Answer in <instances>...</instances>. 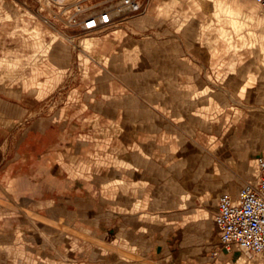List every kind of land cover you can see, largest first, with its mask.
<instances>
[{
  "label": "crops",
  "instance_id": "0c3cea01",
  "mask_svg": "<svg viewBox=\"0 0 264 264\" xmlns=\"http://www.w3.org/2000/svg\"><path fill=\"white\" fill-rule=\"evenodd\" d=\"M141 3L89 32L90 71L54 108L68 65L0 71V264H264L221 247L216 223L220 194L248 181L234 97L250 101L257 71H218L209 34L179 24L192 5Z\"/></svg>",
  "mask_w": 264,
  "mask_h": 264
},
{
  "label": "rangeland",
  "instance_id": "374dc122",
  "mask_svg": "<svg viewBox=\"0 0 264 264\" xmlns=\"http://www.w3.org/2000/svg\"><path fill=\"white\" fill-rule=\"evenodd\" d=\"M72 1L58 0L59 3H52L30 0L33 10L23 14V11H19L21 6H16V0H0V71H56L57 61L68 65V77L58 93L51 97L49 104L53 108L57 106V100L63 94L67 95L70 87L82 77L83 71H90L92 65L87 52L92 45L89 31H76L74 35L79 36L76 41L74 35H63L53 28V20L59 26H70L67 14L72 10L66 14L63 12L72 6ZM95 1L84 0L79 6L84 7ZM170 3L192 5V11H185L179 24L184 22L186 27L193 24L188 32L198 31L194 26L199 24L200 30L209 34V44L218 47V71H257L256 91L250 94V101L243 86L238 96L234 97L239 105L242 131L240 172L245 180L253 181L257 173L254 157L264 154V9L256 0H170ZM60 8L62 11L58 10ZM40 9L46 13H56L58 17L50 13L42 16ZM22 17H25V21ZM30 18L41 20L45 27L34 22L28 26L31 21L24 25ZM209 71L204 66L202 78L210 89L217 88L219 83ZM249 119L254 128L250 134L245 133ZM18 124L22 125V122Z\"/></svg>",
  "mask_w": 264,
  "mask_h": 264
},
{
  "label": "built area",
  "instance_id": "2783aa9c",
  "mask_svg": "<svg viewBox=\"0 0 264 264\" xmlns=\"http://www.w3.org/2000/svg\"><path fill=\"white\" fill-rule=\"evenodd\" d=\"M44 1L59 3L58 0ZM83 1H72V6L63 14L72 10L67 14L68 24L89 32L107 28L123 15L142 8L141 0H99L80 7ZM256 1L264 9V0ZM216 223L220 231L219 244L224 249L230 251L239 247L247 253H264V154L257 155V175L253 181L245 182L236 196L229 192L220 194Z\"/></svg>",
  "mask_w": 264,
  "mask_h": 264
},
{
  "label": "bare ground",
  "instance_id": "6f19581e",
  "mask_svg": "<svg viewBox=\"0 0 264 264\" xmlns=\"http://www.w3.org/2000/svg\"><path fill=\"white\" fill-rule=\"evenodd\" d=\"M257 70V69H256Z\"/></svg>",
  "mask_w": 264,
  "mask_h": 264
}]
</instances>
